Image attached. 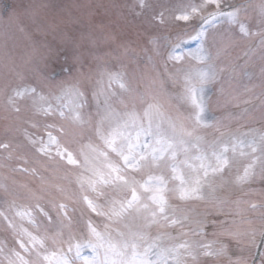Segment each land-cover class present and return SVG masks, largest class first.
Instances as JSON below:
<instances>
[{
    "label": "snow or ice",
    "instance_id": "1",
    "mask_svg": "<svg viewBox=\"0 0 264 264\" xmlns=\"http://www.w3.org/2000/svg\"><path fill=\"white\" fill-rule=\"evenodd\" d=\"M138 6L148 7L145 0H138ZM40 7L46 6L4 4L3 14L9 19L35 17ZM243 7L225 5L224 0H200L181 7L176 20L201 23L194 35L188 34L189 40L197 42L194 49L182 50L184 41L178 36L168 52L164 73L176 91L133 89L121 69L101 68L95 75L77 69L75 76L61 79L72 67L60 65L57 71L54 58L45 60L37 84L5 91L6 110L19 116L26 109L31 116L25 123L43 128L40 136L25 130L34 151L49 162L76 170L77 191L60 186L57 190L66 201L83 205L104 221L101 226L89 219L85 229H77L71 215L75 207L49 201L51 208H46L40 203L43 197L29 190L33 205L18 209L13 199L7 202V211L0 210L17 246L0 243L7 264H199L201 256H227L228 264H255L243 253L264 243V213L257 226L244 216L241 201H236L239 220L220 221L221 230L214 235L224 239L209 241L204 220L192 221L170 203L203 200L205 189L212 193L223 189L229 175L232 184L247 185L258 165L264 175V130L225 133L208 115L209 94L224 71L217 61L231 42L230 36L214 35L209 29L223 20L237 26L242 37L264 36V3L258 33L250 32L240 19ZM156 19L164 24V13ZM149 43L159 54L158 39ZM168 63L174 71L168 70ZM185 105L186 114L180 111ZM209 128H216L219 137L202 134ZM0 150L7 152L5 160L13 158L10 142H0ZM31 172L39 176L37 169ZM39 178L47 183L43 176ZM4 191L8 192L6 186ZM233 242L242 253L235 259L228 255Z\"/></svg>",
    "mask_w": 264,
    "mask_h": 264
},
{
    "label": "rangeland",
    "instance_id": "2",
    "mask_svg": "<svg viewBox=\"0 0 264 264\" xmlns=\"http://www.w3.org/2000/svg\"><path fill=\"white\" fill-rule=\"evenodd\" d=\"M235 1L241 0H224V4L234 5ZM258 1L256 4L254 2L248 5L250 13L243 14L241 12L240 16V19L245 22L252 33L260 32L262 27L260 23V5L264 3V0ZM1 2L2 0H0V142L7 141L13 145V158L5 160L4 157L7 156V152L0 150V165H5L0 166L2 169L0 172V210L7 211V202L13 199L16 201L18 209H22L26 205H33L35 200L31 198L29 190L37 196H42L45 205L51 207L49 201H60V198L64 197L57 190V186L66 190L69 188L70 179L67 177L69 168L62 162H50L51 166H44L38 161V154L35 158L33 157L34 149L31 148L24 135L25 130L31 135L40 136L43 135V128H32L25 123V120L31 116V113L26 109L19 116L6 110L5 91L27 83L37 84L41 78L40 70L43 68L46 59L49 62L53 58L56 60L57 71H59L60 65L72 67L70 73L61 74L59 77L61 79L75 76L77 72L74 71L78 68L80 71L95 75L99 68L94 67H101V64L93 65L89 61L98 58V52L108 56L115 49H118L115 52L118 59L115 69H121L125 72L126 79L133 89L138 87L142 91L151 88L162 91L169 89V92L176 91L177 89L173 88L167 77L162 78V62L167 60L171 46L178 42L177 37L179 36L180 40H185L188 34H191V31L201 23L199 20L185 23L176 20L174 17L179 14L183 5L199 3L200 0H145L148 7L144 9L138 6V0H124L123 3H121V0H14L12 3L31 2L46 7H40L38 15L35 17L21 16L11 19L3 14ZM122 12H124L126 18H122ZM161 12L164 13V24H160L156 19ZM130 22H132V25H127ZM209 31L214 35L224 34L226 37H231L230 46L227 47L225 54L217 61L218 66L224 68V72L233 71L238 56L242 54L240 50L246 43L254 51L246 63L247 75L245 82L247 84L245 89L236 84L235 81L220 78L212 87L207 100V103L210 104L216 101L215 108L208 107L210 108V111L208 109V115L213 117L214 120H216L215 115L218 116L217 121L220 130L225 133L230 131L231 133L247 132L249 130L247 126L254 124H258V128L263 130L264 74L252 73L249 69L258 70V64H261L264 68V45L261 43L264 36L242 37L238 34V27L235 25L228 27L217 25L215 29H209ZM171 32L175 33L173 39L168 38L167 35L162 36V33L170 34ZM111 34L113 35L112 38L110 37ZM255 37L254 41L249 42ZM151 38L158 39L159 54L154 50L153 45L149 43ZM121 44L125 46L120 48L119 45ZM238 48L240 49L236 50ZM139 50L147 52L149 57L152 55V58H148V61L138 68V73H135L133 66L137 68V63L134 58L137 57L136 51ZM182 50L187 51L189 49L182 48ZM74 58H78V62ZM250 64L251 66H249ZM187 66L186 63L184 67ZM108 69L114 70L112 67ZM169 71H174V68L172 67ZM20 77H23V79ZM213 89H215L214 93ZM254 100L258 101L259 104H254ZM173 104L175 105L174 101ZM244 106L245 108H243ZM231 107H238L239 109H231L236 113L230 112L232 117L234 116V121L230 122L232 118L228 117L229 113L222 116V112L224 110L229 111L228 108ZM241 108L243 109L241 110ZM180 111L186 114L188 107L186 105L182 106ZM202 134L211 139L219 137L220 132L216 128H209L203 130ZM72 147L76 148V144H73ZM22 168H27L29 171L24 172L20 170ZM33 168L37 169L39 176H43L47 183H42L38 175L32 174L31 169ZM7 169L11 171L9 172ZM232 172L234 173L235 169ZM228 179L229 183L225 185L223 190L226 192L233 190L236 193H241V186L230 182L231 175ZM253 179V184L255 183V185L264 189V175H261L259 165ZM4 186L8 189L7 193L4 191ZM218 190L212 193L210 190L205 189V198L210 197L209 199L212 200ZM50 192H52V195L48 197L47 194ZM257 195L260 199L262 198L261 194ZM170 203L175 204L182 212L189 215L192 221L203 220L216 212L210 205L205 210H201L193 207L189 208L188 201L179 202L172 199ZM235 206H228L226 212L229 214L232 209L236 211V203ZM239 207L245 209L244 214L247 212L245 203H241ZM254 213L259 215V220L264 210L257 208ZM8 214L11 217L12 213L9 212ZM94 217L100 220L101 225L103 224L102 217L96 215ZM17 222H19L18 219ZM25 226H28L26 222ZM43 226L46 227L45 224ZM75 227L81 229L79 226ZM2 228L6 229L7 234L13 237L12 231L7 228L6 223L0 218V230ZM156 231L157 229H153V234ZM168 231L174 230L168 229ZM8 240L11 239H4L0 236V243L6 244L7 247H17L14 240ZM246 252L243 254L248 257L251 256V253ZM86 254L90 253L86 252ZM201 258L202 256L199 259V264ZM0 262L7 264L3 255H0Z\"/></svg>",
    "mask_w": 264,
    "mask_h": 264
}]
</instances>
